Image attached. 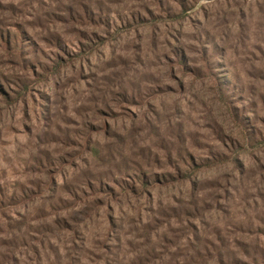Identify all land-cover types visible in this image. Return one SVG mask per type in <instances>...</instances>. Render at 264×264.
Wrapping results in <instances>:
<instances>
[{"label": "rangeland", "instance_id": "374dc122", "mask_svg": "<svg viewBox=\"0 0 264 264\" xmlns=\"http://www.w3.org/2000/svg\"><path fill=\"white\" fill-rule=\"evenodd\" d=\"M0 31V264H264V0H0Z\"/></svg>", "mask_w": 264, "mask_h": 264}, {"label": "trees", "instance_id": "16d2710c", "mask_svg": "<svg viewBox=\"0 0 264 264\" xmlns=\"http://www.w3.org/2000/svg\"><path fill=\"white\" fill-rule=\"evenodd\" d=\"M11 34L9 33L8 34V36L6 37V39H5V41L4 42H6V44L8 45V46H10V44L12 43L11 42ZM3 33H2V31H0V39L3 41ZM1 87V86H0Z\"/></svg>", "mask_w": 264, "mask_h": 264}, {"label": "water", "instance_id": "95a60500", "mask_svg": "<svg viewBox=\"0 0 264 264\" xmlns=\"http://www.w3.org/2000/svg\"><path fill=\"white\" fill-rule=\"evenodd\" d=\"M208 1H214V0H208Z\"/></svg>", "mask_w": 264, "mask_h": 264}]
</instances>
